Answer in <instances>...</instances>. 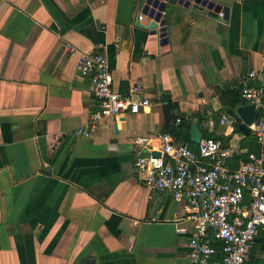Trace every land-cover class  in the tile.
Returning a JSON list of instances; mask_svg holds the SVG:
<instances>
[{"label":"crops","instance_id":"1","mask_svg":"<svg viewBox=\"0 0 264 264\" xmlns=\"http://www.w3.org/2000/svg\"><path fill=\"white\" fill-rule=\"evenodd\" d=\"M193 1L165 4L160 46L138 0H0V264H190L185 203L153 195L133 163L169 134V103L175 118L195 117L233 149L224 165L235 170L257 145L249 127L245 135L217 121L245 105L238 81L264 57V0H207L227 7L226 19ZM94 52L104 55L113 91L138 83L149 105L74 136L95 105L75 64ZM183 135L194 149L187 128ZM140 137L153 150L138 146ZM256 257L264 251L253 242L244 264Z\"/></svg>","mask_w":264,"mask_h":264},{"label":"built area","instance_id":"2","mask_svg":"<svg viewBox=\"0 0 264 264\" xmlns=\"http://www.w3.org/2000/svg\"><path fill=\"white\" fill-rule=\"evenodd\" d=\"M65 50L70 55L75 52L70 45ZM75 69L80 77L89 79L95 105L74 136L87 137L104 118L135 115L148 107V99L139 95L142 87L138 83L126 94L113 91L112 77L101 52L79 54ZM238 90L242 102L258 114L249 126L257 152H246L245 160L235 170L229 171L224 165L233 157V149L203 135L191 149L188 143L162 133L157 137L159 157L137 154L133 163L153 195L168 194L185 203L187 220L194 229L188 241L190 264H244L257 231L264 233V57L258 69L240 78ZM232 123L225 115L217 121L220 126L231 127ZM202 126L211 130L215 123L207 118ZM149 141L147 137L135 139L138 146L150 152L153 149Z\"/></svg>","mask_w":264,"mask_h":264},{"label":"water","instance_id":"3","mask_svg":"<svg viewBox=\"0 0 264 264\" xmlns=\"http://www.w3.org/2000/svg\"><path fill=\"white\" fill-rule=\"evenodd\" d=\"M190 1L191 0H138V11L143 18L148 20V23L144 25V30L147 32V36L156 39L160 46H165L168 42L166 21L163 15L165 4L179 5L186 8L189 6ZM193 3L199 4L201 7L213 10L214 12H220L223 19L227 18V7L220 8L218 5H214L207 0H194ZM224 113L228 118L233 120L232 131L245 135L250 132L248 127L252 125L258 117L257 112L252 106L242 104L232 108H226ZM184 126L188 129L189 142L194 145L197 144L202 137V132L198 129L197 119L195 117L187 119L184 122ZM151 156L159 157V153L153 152L151 153ZM253 242L259 243L261 250L264 251L263 239L254 237ZM252 264H264V258L256 257L253 259Z\"/></svg>","mask_w":264,"mask_h":264},{"label":"trees","instance_id":"4","mask_svg":"<svg viewBox=\"0 0 264 264\" xmlns=\"http://www.w3.org/2000/svg\"><path fill=\"white\" fill-rule=\"evenodd\" d=\"M238 95H239V90H238ZM239 98H240V96H239ZM174 109H175V107L173 105H170L169 103L162 107V113L164 116L165 128L169 132V135L170 134L173 135V137L176 138L178 141L179 140H182V142L188 141L187 135H185V136L183 135L184 133H186V128L184 127L183 120L179 119V123H178L177 127L175 126V124H176L175 120L178 118H175L173 115L170 114V112L173 111ZM201 120H202V118H199V121H201ZM172 129H174V130H172Z\"/></svg>","mask_w":264,"mask_h":264},{"label":"rangeland","instance_id":"5","mask_svg":"<svg viewBox=\"0 0 264 264\" xmlns=\"http://www.w3.org/2000/svg\"><path fill=\"white\" fill-rule=\"evenodd\" d=\"M205 134H206V133L203 131V132H202V135H203V136H206ZM258 231H261V230L259 229ZM258 231H257V232H258ZM261 232L263 233V231H261Z\"/></svg>","mask_w":264,"mask_h":264}]
</instances>
